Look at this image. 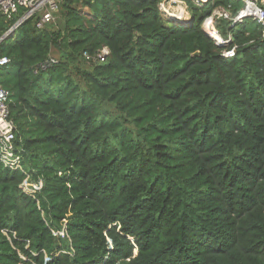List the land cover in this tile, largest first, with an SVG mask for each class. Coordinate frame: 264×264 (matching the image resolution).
Wrapping results in <instances>:
<instances>
[{"label":"trees","instance_id":"1","mask_svg":"<svg viewBox=\"0 0 264 264\" xmlns=\"http://www.w3.org/2000/svg\"><path fill=\"white\" fill-rule=\"evenodd\" d=\"M181 1L178 21L168 0H56L3 39L0 13V264H264L261 28L240 0Z\"/></svg>","mask_w":264,"mask_h":264},{"label":"built area","instance_id":"2","mask_svg":"<svg viewBox=\"0 0 264 264\" xmlns=\"http://www.w3.org/2000/svg\"><path fill=\"white\" fill-rule=\"evenodd\" d=\"M205 1V0H197ZM243 2V7L232 18L233 22H241L242 19L250 17L260 25L261 37L264 39V0H240ZM162 3L160 4L162 8ZM57 9L56 0H0V13L7 18H13L14 15L19 14L16 20L10 25L5 34L13 33L20 24L28 19L36 16L35 26L40 28L47 23L54 20L53 12ZM162 10L166 11L164 8ZM228 14L223 9H216L212 15L209 16L203 23L204 31L215 40L219 46L226 44L230 37H221L214 27V18L226 17ZM109 54V49L103 48L98 54L100 60H104L105 56ZM235 54L234 48L224 49L221 55L224 57H233ZM9 59L0 55V67L6 65ZM51 61H53L51 59ZM35 71V70H34ZM8 91L0 86V161L8 162L12 157V144L14 124L9 118L8 109ZM28 184V185H25ZM31 186L37 184L28 183L24 181V190L32 193L34 190ZM38 188V187H37ZM62 234V232L60 233Z\"/></svg>","mask_w":264,"mask_h":264},{"label":"bare ground","instance_id":"3","mask_svg":"<svg viewBox=\"0 0 264 264\" xmlns=\"http://www.w3.org/2000/svg\"><path fill=\"white\" fill-rule=\"evenodd\" d=\"M162 8H164L165 14H167L170 17H173L175 20H183L187 17V11L184 7H178V6H169V5H162Z\"/></svg>","mask_w":264,"mask_h":264},{"label":"rangeland","instance_id":"4","mask_svg":"<svg viewBox=\"0 0 264 264\" xmlns=\"http://www.w3.org/2000/svg\"><path fill=\"white\" fill-rule=\"evenodd\" d=\"M172 3H174L176 6L178 7H184V3L181 1V0H168ZM188 17V16H187ZM214 25V24H213ZM25 181V180H24ZM24 181L22 183V186L24 185ZM25 185H28V184H25Z\"/></svg>","mask_w":264,"mask_h":264},{"label":"water","instance_id":"5","mask_svg":"<svg viewBox=\"0 0 264 264\" xmlns=\"http://www.w3.org/2000/svg\"><path fill=\"white\" fill-rule=\"evenodd\" d=\"M14 31V30H13ZM7 36V34H4L3 36H2V38L1 39H3L4 37H6Z\"/></svg>","mask_w":264,"mask_h":264},{"label":"clouds","instance_id":"6","mask_svg":"<svg viewBox=\"0 0 264 264\" xmlns=\"http://www.w3.org/2000/svg\"><path fill=\"white\" fill-rule=\"evenodd\" d=\"M173 18V17H172ZM178 21H180V20H178Z\"/></svg>","mask_w":264,"mask_h":264},{"label":"crops","instance_id":"7","mask_svg":"<svg viewBox=\"0 0 264 264\" xmlns=\"http://www.w3.org/2000/svg\"><path fill=\"white\" fill-rule=\"evenodd\" d=\"M187 16H188V13H187Z\"/></svg>","mask_w":264,"mask_h":264}]
</instances>
